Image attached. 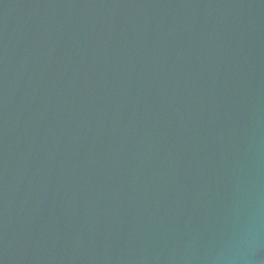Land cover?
Listing matches in <instances>:
<instances>
[{"label": "water", "instance_id": "95a60500", "mask_svg": "<svg viewBox=\"0 0 264 264\" xmlns=\"http://www.w3.org/2000/svg\"><path fill=\"white\" fill-rule=\"evenodd\" d=\"M0 264H264V0H0Z\"/></svg>", "mask_w": 264, "mask_h": 264}]
</instances>
